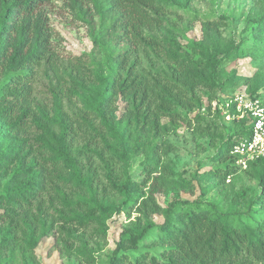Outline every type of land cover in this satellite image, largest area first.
Here are the masks:
<instances>
[{"label": "trees", "instance_id": "1", "mask_svg": "<svg viewBox=\"0 0 264 264\" xmlns=\"http://www.w3.org/2000/svg\"><path fill=\"white\" fill-rule=\"evenodd\" d=\"M91 1L98 16L95 41H99L106 54L98 60L93 77L88 78L81 62H74L69 56L65 58L68 65L60 68L61 55L52 38L46 9L50 0H0V249L13 250L17 244L16 230L21 226L27 232L26 243L31 248L51 233L54 246L62 243L69 249L74 245L73 233L86 231L96 220L95 213L103 219L107 213L129 210L140 200L136 211L142 215L120 232L111 264H264V214L255 218L251 213L259 196L249 203L245 212L215 207L210 210L202 200L180 198L172 199L164 208L154 201L152 191L141 199L139 183L131 178L128 170L130 157L144 149V182L152 178L153 190L159 189L156 181L162 175L153 173L165 150L153 141L145 145L141 142L132 149L127 144L131 135L129 125L142 123L136 132L139 137L147 136L151 130L154 137L162 135L165 126L160 118L172 115L173 106L189 109L198 104L186 96L185 86L214 85L217 68L231 55L232 48L219 44V49L215 45L210 50L205 48L202 58L194 59L173 44L168 49L172 73L170 77L162 76L164 80L155 84L158 89L155 92L138 71L137 52L145 39L143 30L154 25L159 0ZM83 11L87 15L89 7ZM248 23V34L239 40L244 44L248 39L244 56L251 69L244 79L258 80V87H264V7ZM41 62L47 64L52 78L51 112L46 106L34 108L32 104L31 78L34 66ZM68 80L74 87L90 93L82 115L74 119L62 110L63 98L80 96L78 90L64 86ZM225 81L230 80L221 81L218 87L222 88ZM249 94L264 101L260 92ZM117 96L126 101L118 114L113 104ZM225 96L215 105L219 114ZM233 108L230 106L231 112ZM96 114L100 116L103 131L95 127L97 132L86 136L83 128ZM239 120L242 121L238 136L223 141L215 156L219 161L230 162L225 164L224 177L240 169L233 164L230 149L250 132L248 119ZM109 137L115 142L111 143ZM80 139L86 140L85 150L75 148ZM88 151L103 163L105 186L123 195L118 204H102L97 198L94 178L86 172L92 170V162L84 164L81 160ZM257 166L264 167V163L249 164L250 168ZM214 175L219 174L214 172ZM207 191V188L201 190ZM85 193L87 198L81 196ZM54 200L60 206L53 208L49 218L43 214V206L47 201L51 207ZM160 213L159 222L149 218ZM58 220L61 224L56 226ZM152 233H155L154 245H160L156 246L158 253L146 250L133 257L129 252L133 245Z\"/></svg>", "mask_w": 264, "mask_h": 264}, {"label": "rangeland", "instance_id": "2", "mask_svg": "<svg viewBox=\"0 0 264 264\" xmlns=\"http://www.w3.org/2000/svg\"><path fill=\"white\" fill-rule=\"evenodd\" d=\"M159 4L157 12L154 13V25L150 29L143 30L145 39L137 52L138 71L155 92L158 90L155 84H161L164 80L162 76L170 77L172 73L173 63L169 60L168 49L173 44L194 59L202 58L205 48L210 50L216 45L220 49L219 44L231 47L232 52L218 66L214 85L185 86L186 96L198 101V104L189 109L179 105L173 106L172 115L160 118V123L165 126L162 135L154 137L151 130L147 136L139 137L136 132L142 123L139 121L129 125L131 135L127 144L129 143L132 149L141 142L145 145L153 141L165 150V154L160 157V165L153 173V175H162V179L156 181V188L159 189L153 190L152 178L144 182L142 161L146 154L142 148L130 157L128 167L130 176L139 183V192L143 194L141 199L152 191L154 201L164 208L172 199L180 198L202 200L210 210L211 207H215L222 211L245 212L249 208V203L259 196L260 199L253 205L251 213L255 218H260L264 214V167L250 168L248 165L225 177L222 176L225 164L230 162L228 159L219 161L215 156L223 141L238 136L241 130L239 122L242 120L237 121L235 118L236 121H232V118H228L230 110L227 111L221 105L222 111L219 114L215 105L225 95L230 96L238 91L260 92L264 95V87H258V80L244 79L251 69L249 60L244 56L248 39L244 44L239 43L240 38L248 34L249 18L264 7V2L262 0H159ZM86 7H89L87 15L83 13ZM46 9L52 38L61 55L58 58L60 68L68 65L65 58L69 56L72 61L81 62L84 75L92 78L98 68V60L106 54L99 41H95L98 33L96 21L98 16L94 13L92 1L50 0ZM121 47L122 44H119L118 48ZM232 77L234 79H231ZM224 80L230 81H225L224 86L219 88L218 84ZM51 83L52 78L50 71L47 70V64L41 62L35 65L31 78V98L34 108L43 105L51 112L53 104ZM64 86L78 90L80 96L73 94L68 99L63 98L62 110L73 119L80 117L87 105L86 97L90 98L89 91L74 87V83L70 80L66 81ZM125 102L120 96L116 97L113 103L116 108L115 113L118 114L124 109ZM99 122L100 116L96 114L88 126L83 128L86 136H93L97 132L95 127L98 131H103ZM54 127L58 130L57 125ZM84 142L86 140H78L75 148L83 149ZM110 142L115 141L112 138ZM86 156L90 158L87 160ZM81 160L84 164L92 162V170L86 172L89 177L94 178L93 188L97 190L96 196L99 201L102 204L121 202L123 195L114 193L105 186L107 179L102 170L103 163L89 151L84 153ZM214 172L219 175H214ZM163 180L165 184L160 185ZM203 188H207L208 191L202 193ZM81 196L87 198L88 193ZM79 197L74 196L75 199ZM44 198L47 199L48 195ZM139 202L140 200L120 214L107 213V217L103 219L99 213H95L96 220L89 224L86 231L73 233L74 245L69 249H65L62 243H58L57 247L54 246L51 233L37 240V245L31 248L26 243V230L22 226L18 227L17 244L13 250L0 249V264H31V261L33 264H111L120 232L123 228L132 225V221L139 214L142 215L136 211ZM47 204L45 201L43 214L50 218L53 208H58L60 205L56 200L51 207ZM55 214L57 217V213ZM161 217V213L149 215V218L157 222L161 221ZM59 224L61 220L56 221V226ZM65 238L66 233H64ZM154 238L155 233L150 234L148 238L134 244L129 252L133 257L136 253L146 250L157 254L156 246L160 245H154Z\"/></svg>", "mask_w": 264, "mask_h": 264}, {"label": "built area", "instance_id": "3", "mask_svg": "<svg viewBox=\"0 0 264 264\" xmlns=\"http://www.w3.org/2000/svg\"><path fill=\"white\" fill-rule=\"evenodd\" d=\"M233 106V112H228V118L248 119L250 132L230 149L234 165L245 168L250 163H264V101L246 92H235L225 96L223 107L227 111Z\"/></svg>", "mask_w": 264, "mask_h": 264}]
</instances>
